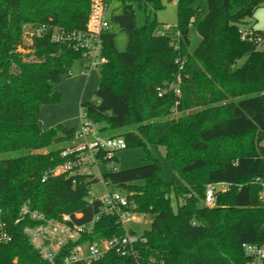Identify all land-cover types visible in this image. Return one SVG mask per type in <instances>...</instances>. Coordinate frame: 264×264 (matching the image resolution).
Wrapping results in <instances>:
<instances>
[{
    "label": "trees",
    "instance_id": "1",
    "mask_svg": "<svg viewBox=\"0 0 264 264\" xmlns=\"http://www.w3.org/2000/svg\"><path fill=\"white\" fill-rule=\"evenodd\" d=\"M112 1L120 12L111 14V30L103 35L107 63L99 69L95 100L82 102L81 111L102 136L123 138L126 149L163 148L173 175L163 181L160 163L150 157L140 167L103 174L114 189L127 190L137 212L152 222L136 245L137 259L111 252L95 264H245L242 245L264 244L256 181L264 182V50L243 41L240 31L254 28L250 20L264 0H207L200 21L196 0H179L174 38L156 32L163 0L107 4ZM90 5L0 0V156L9 154L0 158V212L13 236L0 245V264H49L30 245L25 222L17 224L23 205L54 220L79 213L81 224L98 214L99 202L91 205L87 198L98 179L80 177L74 184L68 175L49 174L42 181L67 161L62 152L78 126L39 124L42 107L61 102L56 87L82 58L50 34L85 32ZM136 7L145 17L142 26ZM42 26L48 32L35 36ZM114 27L128 37L125 52L116 48ZM194 31L201 41L190 52ZM178 75L180 96L171 89ZM216 183L231 187L208 208L205 191ZM123 234L116 219L106 217L85 240Z\"/></svg>",
    "mask_w": 264,
    "mask_h": 264
},
{
    "label": "built area",
    "instance_id": "2",
    "mask_svg": "<svg viewBox=\"0 0 264 264\" xmlns=\"http://www.w3.org/2000/svg\"><path fill=\"white\" fill-rule=\"evenodd\" d=\"M46 1V0H39ZM90 13L83 33H65L58 29L52 30L50 34L52 42L70 43L76 51L81 52V66L83 72L99 70L107 63L103 56V35L111 30L110 16L112 14L111 4L107 0H90ZM172 1V0H169ZM178 3L179 0H175ZM46 26L36 30L35 36L43 37L47 33ZM33 36H31L32 38ZM240 37L258 50H264V31L253 27H244L240 31ZM29 38V39H31ZM183 70V65L180 66ZM181 75L177 76L175 84L171 89L180 96ZM160 93L159 96H162ZM126 149L123 138H108L102 136L99 127L86 119L81 111L80 124L74 136L72 144L67 147L62 156L67 161L50 173H46L43 182L48 175H68L75 180L80 177L100 176L99 182L106 187L109 185L101 174V166L107 165L110 172L117 171L113 166L117 161V154ZM98 175V176H97ZM260 183L261 192L259 200L264 202V182ZM93 186V185H92ZM92 186L88 189V202L93 205L99 202L98 214L90 223L81 224V214L75 217L62 216L58 220L48 219L42 213L32 210L29 204L20 209V218L17 224L25 222L24 233L30 245L39 254L40 258L49 264H95L105 258L109 253L115 252L120 257L138 258L136 245L141 241V235H137L130 224H140L137 206L129 200L128 195L119 190H108L101 197L92 196ZM231 187L228 183H216L208 185L205 191L204 205L208 208L216 206V197ZM115 218L117 224L123 229L122 236L112 238H98L94 242L85 240L94 230V225L102 218ZM9 224L2 218L0 212V245L12 241ZM246 258L245 264H264V244L242 245Z\"/></svg>",
    "mask_w": 264,
    "mask_h": 264
},
{
    "label": "rangeland",
    "instance_id": "3",
    "mask_svg": "<svg viewBox=\"0 0 264 264\" xmlns=\"http://www.w3.org/2000/svg\"><path fill=\"white\" fill-rule=\"evenodd\" d=\"M206 1L207 0H196L194 4L196 8L200 9L198 21H200L207 12ZM162 4L163 7L156 11V19L158 22V27L156 29V32L157 34L169 35L174 38L175 36L178 35L179 32L178 22H177V3L175 0L172 1L163 0ZM119 6L120 3L118 1H115L113 3L112 11H111L112 14H118L120 12ZM136 10H137V24L138 26H142L145 22L144 14L137 7ZM253 24L264 30V5L256 11L254 17L250 20V26H252ZM114 31L116 33L115 44L117 50L119 52H125L128 46L127 35L124 32H121L118 27H114ZM200 41H201L200 36L195 31L192 32L191 45L189 47V51L193 52L200 43ZM98 72L99 70H93L92 74L94 73L93 75H96ZM80 74H81V66L79 63H76L72 70V76L56 87V90L58 89L57 91H61L59 93L60 94L62 93V96L64 97L63 98L64 104H67V102L71 103L72 94L74 93V90L77 87V84L79 83V81L76 79L79 77ZM96 81H97L96 79L91 80V83L88 84L89 93H87V96L84 101L95 100L93 94L97 90V86H98V81L97 83ZM64 108H66L65 105ZM80 110L81 108L78 107L77 123H79ZM178 116L179 114L175 113L173 115V118H177ZM46 152L47 150L40 151V153H46ZM16 155H20V153ZM8 157L9 154L0 156V158H8ZM149 157L151 159L157 160L160 163L161 166L160 177L163 181L169 182L172 179L173 169L171 162L166 159L165 151L163 148L150 147L149 152H146L141 148L123 150L117 154V161L113 166V168H115L117 171H125L136 167H140L142 165L149 163ZM108 172H110V169L107 165L101 166V174H106ZM97 178L98 180H100L101 177L98 176ZM108 190H119L127 195V190L125 189H121V188L114 189L111 185H108L105 189L100 182H97L92 186V196L101 197ZM139 218L141 220L140 224L138 225L130 224V227H133L135 229L137 235H141L145 230H148L152 222V218L148 215H139Z\"/></svg>",
    "mask_w": 264,
    "mask_h": 264
},
{
    "label": "crops",
    "instance_id": "4",
    "mask_svg": "<svg viewBox=\"0 0 264 264\" xmlns=\"http://www.w3.org/2000/svg\"><path fill=\"white\" fill-rule=\"evenodd\" d=\"M254 28L256 30L264 31L258 26H254ZM92 71L93 70L83 72V70L81 69V74L76 79L79 81V83L77 84V87L72 94L71 103L67 102V104H64V97L62 96V93H59L61 91H57L61 95V102L58 105H47L42 107L39 120V124L41 127L51 128L61 124L66 127L73 128L77 127L78 124H80V115L79 123H77V112L78 107L81 108L82 102H84L87 93H89L88 84L91 83V80L94 79H96L99 84V79L101 77L100 71L96 75H93L94 73L92 74ZM63 104L66 106V108H64Z\"/></svg>",
    "mask_w": 264,
    "mask_h": 264
}]
</instances>
